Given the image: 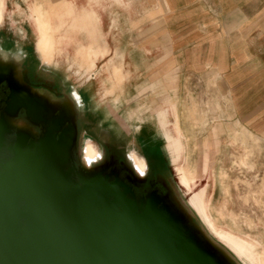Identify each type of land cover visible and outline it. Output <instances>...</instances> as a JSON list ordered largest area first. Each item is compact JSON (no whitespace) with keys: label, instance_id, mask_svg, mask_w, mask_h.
<instances>
[{"label":"rangeland","instance_id":"obj_1","mask_svg":"<svg viewBox=\"0 0 264 264\" xmlns=\"http://www.w3.org/2000/svg\"><path fill=\"white\" fill-rule=\"evenodd\" d=\"M30 1H27V6ZM65 2L66 0H36L38 5L45 4L48 11L62 6ZM23 8L26 11L25 4ZM10 10H14L12 17L19 23L13 33L7 30L9 22H11L8 18L11 14ZM22 11L23 9L18 6L17 11L14 7L12 9L9 4L5 20L0 27V58L3 59V63L13 64L15 55L19 61L15 71L11 70V74L8 76L12 85L11 94L13 87L17 85V88H25L26 91H40L41 96L50 92L52 102L49 103L46 111V121L35 120L27 115L26 110L24 117L21 118L16 112L10 115L6 114L4 117L13 129L29 130L34 136H39L46 130V122L57 120L60 123L56 130L57 133L71 130L70 151L75 150L77 166L83 165L80 149L85 138L93 135L94 139L92 140L101 150L102 156L96 163L88 167L89 170L103 171L117 175L119 178H121L119 171H126L129 181L143 183L147 177L146 172L143 176L138 177L133 172L130 160L126 158L119 162L112 156L110 149L115 146L123 147L125 142L124 150L128 155L131 148L137 149L135 138L139 129L144 125L147 126L161 139L169 163L166 175L153 176L155 179L150 183L151 190L171 211L181 216L194 233L198 234L200 238L203 237L217 255L229 264H235L237 261L234 256L228 254L225 247L209 234L198 216L192 211L190 212L186 205L189 194L177 183L173 170L174 163L155 114L156 105L162 107L168 103L166 99L162 101L164 92H153L150 88L151 82L144 81V75H140L131 76L129 81L124 79L122 89L104 97L103 86H109L104 70L107 60L99 61L94 69L96 75L91 74L88 78L89 76L84 73L76 74L75 65H73V69L68 70L63 57L57 58L58 65L45 66L47 70L42 67L37 57L31 77L33 82H40L43 86H32L28 81V78L30 80L31 78L27 77V70L21 63L22 53L27 50L30 53L35 52V33L32 22L28 21L26 14L23 13L25 11ZM23 28L28 30L27 34L23 33ZM77 36L78 40L84 39L83 34ZM27 46L31 50L26 49ZM125 69L129 72L130 67L125 65ZM179 79L178 93L175 90L166 91L165 94L173 95L169 101V107L173 108L174 112L169 118H172V121L176 123L188 140L189 167L200 170V158L204 151L203 142L206 139L214 141L212 144L216 145L210 149L209 170L197 178L194 188L207 183L210 212L218 226L235 232L252 241L258 248L264 249V142L253 134L245 133L246 130L242 131L243 125L235 122L234 115L227 109V100L223 95H219L217 92L218 96H215L213 89L209 88L208 84L202 83L199 87L196 85L197 83L195 86L192 83L189 88L182 77ZM56 83L59 84L56 89L57 93L51 90L55 89ZM160 89L165 91L163 86ZM154 90L157 91V89ZM73 91L79 94L80 102L73 103L72 112H69L66 108L64 109L63 102ZM82 93L85 95L84 99L81 98ZM114 98L115 100H113ZM18 120H22L24 123L23 126L20 125V128L15 126L18 125ZM69 133L68 131L67 134L70 135ZM180 158L183 159V154H180ZM183 210L189 212V216ZM210 237L214 242L208 239Z\"/></svg>","mask_w":264,"mask_h":264},{"label":"water","instance_id":"obj_2","mask_svg":"<svg viewBox=\"0 0 264 264\" xmlns=\"http://www.w3.org/2000/svg\"><path fill=\"white\" fill-rule=\"evenodd\" d=\"M46 123L0 116V264H229L152 190L77 166L71 130Z\"/></svg>","mask_w":264,"mask_h":264},{"label":"crops","instance_id":"obj_3","mask_svg":"<svg viewBox=\"0 0 264 264\" xmlns=\"http://www.w3.org/2000/svg\"><path fill=\"white\" fill-rule=\"evenodd\" d=\"M27 1L6 0V12L9 4L25 11V4L26 14ZM69 1L77 9L89 3ZM94 8L108 48L96 65L121 60L127 81L144 75L152 91L164 92L162 101L168 103L173 95L165 92L178 93L180 77L189 88L192 83L208 84L215 96L218 92L226 98L242 131L264 142V0H99ZM13 12L7 27L12 33L19 24ZM23 33L28 30L23 28ZM165 107L156 105V116ZM212 142H203L199 177L210 168V149L216 146Z\"/></svg>","mask_w":264,"mask_h":264},{"label":"bare ground","instance_id":"obj_4","mask_svg":"<svg viewBox=\"0 0 264 264\" xmlns=\"http://www.w3.org/2000/svg\"><path fill=\"white\" fill-rule=\"evenodd\" d=\"M98 4L99 0H89L87 6H82L83 8L77 9L75 7L76 5L66 0L65 4L62 6L48 11L45 8V4L43 5L40 3L38 5L36 0H31L30 3H28L26 16L32 22L35 33L36 43L34 50L45 70H47L45 66L47 67L51 64L58 65L59 61L57 58L63 57V60L67 63L68 70L73 69V65H75L76 74L84 73L90 78V75L97 67L96 61L108 52L104 34H102L98 28L99 17L94 8V6ZM147 9L145 11H147ZM5 13L6 0H0V27L5 20ZM78 33H83L84 39L82 41L76 39V34ZM73 43L76 44L74 51ZM69 45L72 47L71 51L68 50ZM114 53L116 57L121 56L118 51ZM13 61L15 63L6 64L3 63V59L0 58V79L5 76L8 77L9 74H11V70L17 68L19 61L15 55ZM121 64V60L119 61L113 58L107 62L104 70L109 86H103L104 97L114 93L116 90L122 89V82L127 76H125ZM17 87V85L13 87L11 100L8 102V109L14 112L20 105H24L27 112L34 119H40L48 110L49 103L52 102L50 93L42 94L43 96H41L40 91L31 92L28 90L26 91L25 88ZM34 93L37 94L34 95ZM113 100H115V98ZM75 102H80L79 94L73 91L63 102L64 109L66 108L67 111L72 112L73 103ZM169 106L170 103H166V107L162 110L160 109L161 111L157 113L156 118L162 129L172 162L174 163L173 170L177 183L189 194L186 205L190 209V212L192 211L195 213L209 234L225 247L228 254L234 256L237 261L236 264H264V249L258 248L252 241L216 224L210 212L207 183L194 188L197 178L199 177V171L197 168H192L188 165V140L186 136L181 133L176 123L172 121V118H169L174 112V109ZM17 124L24 125L22 120H18ZM180 154H183V159H181L182 155L180 158ZM101 156L102 152L94 141L90 137H86L80 149L82 164L85 167H89L93 163H96ZM127 156L137 175L143 176L147 168L144 157L135 148H131ZM183 212L189 216V212L185 210H183ZM213 238L210 237L208 239L214 242Z\"/></svg>","mask_w":264,"mask_h":264},{"label":"flooded vegetation","instance_id":"obj_5","mask_svg":"<svg viewBox=\"0 0 264 264\" xmlns=\"http://www.w3.org/2000/svg\"><path fill=\"white\" fill-rule=\"evenodd\" d=\"M29 47L27 46L26 49ZM29 50H31L29 48ZM23 60H22V66H24L27 70V77L29 76L31 80L28 78L29 83L32 86H43L42 83H35L32 80L31 72L33 71L34 63L36 61L37 56L34 53H30L25 51L22 53ZM45 76L44 74H42ZM59 77V76H58ZM55 89H51L53 92L57 93L56 89H58L59 84H55ZM11 82L8 77H2L0 79V116L10 115L11 111L8 109V102L11 100ZM50 93V92H49ZM52 94V92H51ZM80 98V96H79ZM81 98L84 99L85 95L82 93ZM25 108L23 106H20L17 108L16 113H19V118L24 117L25 115ZM14 137V134H10L8 136V139H12ZM91 139L93 138V135L88 136ZM136 143H137V151L144 157L146 161V174L147 177L145 178V181L142 183H137L133 181H129V179L126 177V171H119V176L121 179H123L125 182L129 183V185L132 187L134 192L137 195H143L147 193L149 190H151L150 183L157 177V175H160L159 177L166 175L167 170H169V163L167 161V157L165 155L164 148L161 143V139L156 135L155 132H153L151 129H149L147 126H142L139 129V132L136 136ZM126 143H123V147L115 146L114 148H111L110 151H112V156L114 158H117V160L120 162L122 159L128 158V156L125 153L124 145ZM72 162L74 161L75 164H77V160L75 157V150L71 152ZM155 176V177H153Z\"/></svg>","mask_w":264,"mask_h":264}]
</instances>
